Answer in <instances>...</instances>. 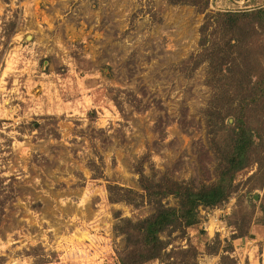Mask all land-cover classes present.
I'll return each instance as SVG.
<instances>
[{
    "label": "rangeland",
    "instance_id": "374dc122",
    "mask_svg": "<svg viewBox=\"0 0 264 264\" xmlns=\"http://www.w3.org/2000/svg\"><path fill=\"white\" fill-rule=\"evenodd\" d=\"M263 5L211 0L206 12ZM206 12L169 0H0V264H120L116 224L155 206L111 201L109 183L144 193L139 170L217 182L235 119L213 143L208 66L181 70ZM251 119L261 122L258 111ZM255 142L217 206L200 204L198 224L161 234L166 252L192 244L188 264H264V140ZM175 255L143 264L190 260Z\"/></svg>",
    "mask_w": 264,
    "mask_h": 264
},
{
    "label": "trees",
    "instance_id": "16d2710c",
    "mask_svg": "<svg viewBox=\"0 0 264 264\" xmlns=\"http://www.w3.org/2000/svg\"><path fill=\"white\" fill-rule=\"evenodd\" d=\"M169 1L191 4L202 12H206L211 2ZM200 35L199 50L183 61L181 70L191 72L199 65L207 64L206 81L212 89L205 108L208 131L213 143H217L225 120L234 117L229 149L221 154L217 182L211 186L197 188L190 182L164 177L153 181L141 170L140 183L144 193L117 184L107 185L111 201L140 204L147 199L155 206L154 213L147 217L136 221L121 218L116 224L115 231L126 240L125 249L119 256L120 264H143L163 256L172 258L175 254L189 257L187 264L195 260L198 252L192 244L188 248L174 247L166 252L170 243L161 234L167 230L184 232L198 224V205L217 206L225 195V186L234 181L236 173L249 166L255 137L264 140V5L253 9L206 12ZM255 111L261 120L257 126L251 119ZM167 195L176 196L179 206L164 204L162 198Z\"/></svg>",
    "mask_w": 264,
    "mask_h": 264
},
{
    "label": "crops",
    "instance_id": "0c3cea01",
    "mask_svg": "<svg viewBox=\"0 0 264 264\" xmlns=\"http://www.w3.org/2000/svg\"><path fill=\"white\" fill-rule=\"evenodd\" d=\"M262 239L264 240V237H262ZM254 241H256V240H254V239H252L251 241L250 240H247V242H246V246L245 247H243L244 249H246L247 250V252H246V254H245V256H246V259H251V256H250V253H254L255 252V244L253 243ZM264 244V243H263Z\"/></svg>",
    "mask_w": 264,
    "mask_h": 264
}]
</instances>
